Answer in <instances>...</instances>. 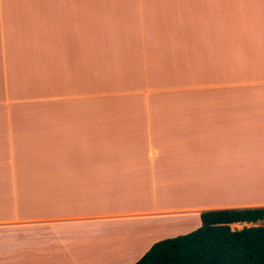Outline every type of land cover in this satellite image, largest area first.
Returning a JSON list of instances; mask_svg holds the SVG:
<instances>
[{"label": "crops", "instance_id": "crops-1", "mask_svg": "<svg viewBox=\"0 0 264 264\" xmlns=\"http://www.w3.org/2000/svg\"><path fill=\"white\" fill-rule=\"evenodd\" d=\"M177 1L95 0L96 3L91 4H111L115 13L95 7L89 14L88 5L81 4L75 12L79 16V24L75 26L78 31L75 28L72 31L71 26L70 30L58 33L52 24L40 27V10L49 6L50 14L52 6L63 4L65 7L70 0H0V70H6L0 80L17 77L18 70L24 68L14 62L16 57L12 55L23 49L37 55L42 47L51 48V52L56 50L54 54L60 60L53 67L65 75L68 66L71 67L70 54L73 53L68 43L76 48L80 63L85 66L88 54L93 51L132 52L131 57L138 67L132 83L145 81L139 87L140 97L146 95L150 100L147 106L151 107L125 113L128 116L131 112L136 118L122 120L125 126L124 123L112 126L108 133L96 132L95 143L91 140L94 145L85 142L80 150L87 155L79 159L63 160L69 149L56 146L54 152L63 150V155H54L53 160L36 169L38 173L32 178V184L47 185L48 190L39 192L34 186L32 195L17 197L20 206L14 209L5 208L1 204L4 201H0V264H135L155 243L188 233L184 228L198 229L202 212L264 207V30H261L264 29V0H207L209 10L199 13L205 14V18L194 21L196 26L184 29L176 20L178 30L199 33L198 37L189 36L179 45L181 57L199 55L200 47L208 44V80L202 79L200 76L204 73L199 72L198 81H172L173 87H169L157 81L158 74L155 76L151 69H144V61L153 46H161L153 42V31L162 21V12H175L161 9L160 5L171 6ZM217 3L225 14L214 13ZM121 6L127 13L123 19L120 13L116 15V10L123 11ZM254 11L260 29L252 21L250 13ZM169 20L175 19L167 18ZM61 36L69 37V41L66 38L56 44L57 37ZM47 51L51 53L50 49ZM221 63L222 73L218 70ZM84 68L89 73L84 87L79 89L94 94L93 98L81 97L80 108L87 106L88 100H103L111 95H130L142 100L130 92H119L124 82L108 83L120 67L108 65L98 69L102 73L97 77L109 76L102 83L95 76L97 68ZM67 77L53 83L55 103L72 104L66 94ZM213 77L218 78L217 83ZM115 85L118 86L114 88ZM103 86L113 93L100 92ZM222 86L225 91L229 90L224 95V107L208 109L205 113L209 121H199L193 126L212 127V136L205 145H200L193 136L192 133L198 134L194 128H183L184 122H178L183 115L153 108L156 96L166 93L170 98L177 90L205 89L209 99L215 101ZM58 89L63 95H59ZM49 99L51 97L40 96L41 107H45ZM32 104L33 100L24 102V109ZM71 109H55L54 118L67 116ZM165 116L173 119L163 120ZM84 133L91 138L87 130ZM31 139L32 134L23 138L27 142ZM91 150H96L94 155ZM38 158L41 157L34 161ZM10 160L13 164L20 161ZM2 162L0 164H8ZM201 169L211 171L210 175L201 178ZM203 179L207 180V185L212 183L219 187L217 199L227 202L195 205L192 191ZM12 183H6V177L0 175V194L6 188V191L16 188ZM230 198L234 199L229 201Z\"/></svg>", "mask_w": 264, "mask_h": 264}, {"label": "rangeland", "instance_id": "rangeland-1", "mask_svg": "<svg viewBox=\"0 0 264 264\" xmlns=\"http://www.w3.org/2000/svg\"><path fill=\"white\" fill-rule=\"evenodd\" d=\"M91 3L96 2L95 0H70V3H68V5L65 7L63 4L52 6V12L50 14L47 10L49 9V6H45V8H41L40 10V27L47 28L48 24H52L58 33H62L64 32V29L70 30L69 27L72 26V31L73 28H75V31H78L77 27L75 26L79 24L77 21L79 16L75 12L77 10L76 7H79L81 4L88 5L89 14L92 8L95 7H102L101 9L103 10L107 9L109 12H113V14L115 13L113 11V5L111 4L94 5ZM218 7V3L215 4L214 13L217 15L225 14V10H219ZM160 8L164 10L166 8L173 9L175 12H167V14L165 11L162 12V17L160 18L162 21L158 23V26L155 25L154 29L156 31H153V42L156 44H161V46L152 47L150 50L152 53L149 54L151 60L148 56V58H145L144 69H151L155 76L158 74L160 79H157V81L169 84V87H173L172 81L175 83H182L185 80L198 81L199 72L204 73L203 76H200L203 77L202 79L208 80V44L206 46L200 47V50L197 51V53L201 51V54L199 55L192 54L193 56L190 58L188 54H184L183 57H181L178 52V48L181 47L179 45L183 44L189 36L198 37L199 33L195 30H178L176 27L177 24L182 25L180 27H183L184 29H187L189 26L190 28H192L193 25L196 26L194 21H199L200 18H205V14L200 15L199 13H206L209 10L207 0H188L184 2L178 0L171 6H169V4L160 5ZM122 9V12H118L116 10V15L117 13L118 15L120 13L123 19L127 16V13L125 12L124 7H122ZM49 15L50 19H48ZM250 15H252L253 23H257L256 26H258L260 29V25H258V21H256L257 19L255 11L251 12ZM167 18L175 20L167 21ZM86 19L87 18H84L85 21ZM176 20L178 21L177 24ZM252 21L249 20L248 23L252 25ZM261 30H264L263 27ZM66 38L69 41V37ZM66 38L63 36L59 38L57 37L55 43L61 44V42H63ZM48 49H50L51 52V48H40L38 55L27 52L24 49L22 52L15 53L16 55L12 53V55L16 57L14 62H16L19 67L21 66L24 68H18L19 74L17 77L14 75L15 79L11 76V78L6 77L3 78V80H0V87L2 89V93H0V156L5 157L6 155L5 158H0V161L1 163H3L2 161L8 163L7 165L0 164V175L6 177V183L12 181L14 182L12 185H16V188L11 190L8 189V191H6V188L4 193L0 194V201H4V203L1 204L7 209H14V207L18 205V196H25L26 194L32 195L31 191L34 189V186L39 192H44V189L47 188V185L44 187L42 184L37 182L32 184L33 174H37L38 172L36 169L41 168L42 164L45 162L48 163L57 155H63V150H57L54 152L56 146L66 147L69 149L65 151L63 160L68 158H72L74 160L79 159L81 156L87 155L85 154L84 150H80L81 146L86 144L85 142H88L90 145H94L96 141V132L98 133L100 131V134L108 133V131L112 129V126H121L123 123L125 126L126 123L125 121L122 122V120L136 119L131 113L132 111L136 110L132 109L137 108L138 110H143L151 108L147 106L148 101H150L147 99V96L145 95L143 98L140 97L142 96V92L139 91V87L144 84L145 81L136 80L132 83V81L136 79L135 69L138 68L135 66L133 56L131 57L132 52L112 53L106 49L104 52L93 51V54H88V63L85 66V64L80 63V55L76 53V48H74L72 44L69 46L68 43V49L69 51L72 49L73 53L70 54L71 67L69 68L68 66L69 69L67 68V71L65 70V75L60 72V69H55L53 67L54 64L60 60V58H58L59 56L54 54L56 50H53L51 53H49L47 51ZM96 49L98 50V48H95V50ZM196 50L197 49H195V51ZM153 52L159 54L155 55L156 53ZM147 60L148 62L150 61L148 64L146 63ZM63 61H65V59H63ZM149 64L153 65L154 68H151ZM108 65L113 67L118 66L121 68L117 74L111 76V79L108 81V83L113 80H115V84L124 82L125 84L121 85V90L119 92H130L142 100H135V97L130 95H121L119 97H114L111 95L110 98H105L103 100H88L90 103L84 108H80V98H93L92 94H94L87 92L84 89H79L84 87L83 84L85 82L86 76L89 73L88 71L86 72L87 69L84 67H95L98 71V69H102ZM221 65V69L218 67V70H220L222 73L223 63H221ZM5 72L6 70H0V75L2 76ZM98 73L101 75L100 73L102 72L99 70L95 74L96 78L101 83L104 79L109 78V76L97 77ZM8 74H11V70H8ZM66 77L67 99L72 100V104L67 105L65 103H55V101L52 99L54 95L53 83H59V81L64 80ZM217 82L218 78H214V83ZM136 85H138V88H136ZM116 86L118 85H115L114 88H116ZM57 92L59 95H63L64 93L59 89ZM100 92L113 93V91H110L109 88H104V86L103 88H100ZM225 92H229V90L225 91L223 86L219 88L217 97L215 99L216 102L209 99L208 92L205 89L203 91L197 90V88H195V90H177L173 93L174 96L171 97L170 95V98L165 96L166 93H161L160 95L156 96L153 108L161 109V112L165 111L167 114L169 112H178V114L183 115L179 119L175 117L174 118L175 120L178 119V122H180V120L184 122L183 128H194L198 134L192 133L194 134L193 136L199 140L198 143L200 145H205L204 142L208 141V139L212 136V127H208L206 125L203 127L193 126H195L199 121H209V118L205 113L209 112L208 109H221V107H224ZM40 96H45L47 98L51 97L48 103L44 104L45 107H41L42 103L40 102ZM31 100H33L34 104H32L30 108L24 109L26 105H23V103H28V101ZM7 102H11V104ZM137 103L138 105L136 106ZM60 107L72 108V112L68 113V115L65 117L54 118L57 114L55 109ZM75 110H78L79 113H75ZM80 111L88 112L87 114L89 115L84 116L85 113H81ZM129 111L131 112L127 114L128 116H126L125 113ZM162 119L169 120L173 118L165 116V118L162 117ZM129 124L130 122H127V125ZM86 130L91 136L90 139L85 136L84 132ZM31 134L32 139L30 142L23 140V138L26 139V136ZM192 134L189 133V135ZM91 140H93L94 143ZM205 149L207 150V147ZM94 151L96 152V150ZM94 151L91 150L92 155H94ZM11 156H13V158H11ZM37 157L41 158H38L39 161L37 160V162H35L34 158ZM10 159H17L20 161H18L16 164H13V162H11L12 160ZM61 167H63V165H61ZM200 172L201 178H204L205 175H210L211 173V171L208 172L206 169H201ZM207 183V180L203 179L200 181L197 189L193 188L192 193L194 196L192 201L195 205L208 206L212 205L213 203L216 204L217 201L227 202L222 199H217L219 187L215 186V184L213 186L212 183L207 185ZM216 183L219 184V181H216ZM50 189L51 188H49V190ZM27 199H30V197H26V200ZM233 199L234 198H230L229 201ZM26 205L28 204H25V206ZM259 225H264V221L256 225L234 224L231 226V228L233 230H242L245 227ZM183 230L189 231L188 233L194 231L193 229L189 230V228H184ZM183 233L188 234L186 232Z\"/></svg>", "mask_w": 264, "mask_h": 264}, {"label": "trees", "instance_id": "trees-1", "mask_svg": "<svg viewBox=\"0 0 264 264\" xmlns=\"http://www.w3.org/2000/svg\"><path fill=\"white\" fill-rule=\"evenodd\" d=\"M191 233L155 243L135 264H264V207L210 210Z\"/></svg>", "mask_w": 264, "mask_h": 264}]
</instances>
